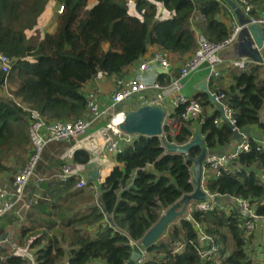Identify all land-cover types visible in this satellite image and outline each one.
Segmentation results:
<instances>
[{
    "label": "trees",
    "instance_id": "16d2710c",
    "mask_svg": "<svg viewBox=\"0 0 264 264\" xmlns=\"http://www.w3.org/2000/svg\"><path fill=\"white\" fill-rule=\"evenodd\" d=\"M133 1L140 18L131 14L128 0H99L92 7L91 0H0V52L12 60L10 81L17 97L50 121L82 120L88 113L84 89L98 76L120 81L151 47L179 60L196 53L197 34L221 44L232 33L224 0ZM51 2L64 10L57 17L55 32L45 33L37 41L32 32ZM250 2L257 8L254 13L264 11V0ZM160 5L169 14L167 18H160ZM199 14L203 19L193 21ZM3 78L0 71V82ZM159 80L165 83L169 77L159 75ZM209 84L212 92L226 94L240 130H264L260 118L264 65L242 72L229 68ZM194 99L203 105L202 115L182 122L184 106L175 109L171 117L181 122L182 129L166 139L183 146L199 131L208 151L221 155L235 133L228 124H215L220 113L205 94L198 93ZM124 106L126 111L140 108L134 103ZM248 141L251 150L225 168L220 177H206L207 190L219 199L214 209L193 210L190 217L176 220L167 229L165 240L150 246L146 264H264L260 262L264 245L256 259L252 250L259 243L253 245L254 234L248 233L250 217L235 203L237 198L247 200L257 215L264 217V144L251 137ZM123 147L117 165L101 184L89 181L83 190L74 188L73 178L63 184H43V195L32 208L37 213L29 220L44 216L36 223L44 232L40 234L34 221L30 222L22 230L21 243H14L11 249L0 246V264H30L17 251L26 244L36 264H128L135 250L131 242H141L163 212L195 192L192 160L201 155L202 148L192 149L187 156L169 154L159 137L148 136H132ZM31 151L25 113L0 95V174L10 171L7 162L12 159L24 155L25 163ZM74 160L83 166L90 162V154L79 150ZM17 217L8 221L20 222ZM201 234L207 236L206 242L200 241ZM4 238L6 235L0 236V240ZM213 246L218 251L203 261L198 250ZM180 247L183 250L177 252Z\"/></svg>",
    "mask_w": 264,
    "mask_h": 264
},
{
    "label": "built area",
    "instance_id": "2783aa9c",
    "mask_svg": "<svg viewBox=\"0 0 264 264\" xmlns=\"http://www.w3.org/2000/svg\"><path fill=\"white\" fill-rule=\"evenodd\" d=\"M189 1L194 2V0ZM231 1L236 3L238 8L241 9L244 17L250 22V25L264 27V11L254 13L257 8L250 0ZM223 5L233 19L232 33L226 40L221 42V44H214L208 42L204 36L197 34L198 50L183 63L178 76L170 74L173 72L170 54L161 50V52H154L146 56L139 63V68L135 75L130 78L126 77L120 81L116 80V89L111 95L108 104H100L96 93L90 92L87 96L86 106L90 117L82 120L50 121L38 110L24 104L21 98L15 94V89L10 81L12 60L0 52V71L4 74V78L0 82V95L14 107L25 113L29 124V136L32 149L31 155L18 173L14 175L7 173L0 174V223L7 216L12 214L19 215L24 210H30L37 205L43 195L42 188L45 183L58 182L63 184L73 178L75 181L74 188L77 190L87 189L89 182L87 173L85 171L78 172L70 161L63 160L62 165L55 171L42 170L45 174L40 173L39 167L43 162L44 153L51 145L69 143L82 136H86L95 124L104 122L105 124L101 130V135L105 139L106 151L109 155L116 158L123 152V143L129 142L132 139V136L125 134L119 127L124 119V112L117 111L120 104L134 101L140 108L142 106H160L166 109L165 102L168 98H171V105H173L174 110L184 106V111L181 115L182 122L198 119L203 113V105L196 99H188L182 93V81L204 68L209 72L208 83L212 78H219L222 66L221 53L236 44L242 30V27H239L238 23H236L235 14L230 6L225 2ZM63 10L64 7L61 6L59 13L63 12ZM200 19H203L201 14L197 15L193 21ZM193 21L192 23H194ZM229 63H231L230 67L232 69L241 72L259 65L248 58L232 60ZM156 68H162L167 71L168 75H171L168 82H160ZM211 94L214 97V103L224 106L226 119L234 126V133L238 134L241 139L232 151L225 152L222 155L214 154L207 156L201 182L202 189L206 193L207 198L202 203H191L189 205L191 212L193 210L205 212L214 209L215 199L218 197L212 195L207 190L205 185L206 177L209 175L220 177L225 168L228 169L242 154L251 150V144L248 141L250 137L238 128L235 112L228 104L226 94L212 91ZM172 113L167 110V116L164 120L165 137L167 135L176 136L182 129L181 122L171 117ZM219 121H216L215 124L219 125ZM31 184L35 186L36 191H33L31 196L28 197V187ZM94 189L95 191L98 190L96 187ZM235 203L250 217V220L246 222L248 233H251L256 228L257 221L264 223V217L257 215L255 206L249 201L237 198L235 199ZM165 214L166 211L162 213V217ZM197 227L200 230L198 225ZM6 239L8 238H4L0 243H3ZM206 240L207 236L201 234L200 241L206 242ZM131 244L140 254V259L135 264H146L150 257L148 249L142 246V241H132ZM182 250L183 247H180L177 252ZM17 251L30 264H36L31 252L20 248ZM217 251V246L206 249L200 248L198 254L206 262Z\"/></svg>",
    "mask_w": 264,
    "mask_h": 264
},
{
    "label": "water",
    "instance_id": "95a60500",
    "mask_svg": "<svg viewBox=\"0 0 264 264\" xmlns=\"http://www.w3.org/2000/svg\"><path fill=\"white\" fill-rule=\"evenodd\" d=\"M227 3L231 10L234 12L236 19L242 29L246 30L248 37L252 45L244 42L243 44L246 47L247 51H253L255 56L259 55L257 59L251 57L250 60L258 63L259 65H264V58L260 54L264 49V27L259 25H250L247 19H245L241 9L238 8L237 4L231 0H224ZM238 45V42L236 43ZM247 57V56H245ZM249 59V58H248ZM158 74L164 75L167 73L166 70L162 68L157 69ZM197 93L205 94L208 98V102L213 104L218 112L220 113V122L228 124L231 130H234V126L226 119L224 114V106L222 104L214 103V97L211 94L209 88L208 79L205 78L199 85L195 88ZM124 104H120L117 108L118 112H124V119L122 124H120V129L125 134L129 136H148V137H159L162 142V146L165 147L167 153L177 154V155H189L190 151L194 148H202V153L198 158L192 160L194 165L193 167V184L195 186V192L186 195L182 200H180L174 207L170 208L165 216H163L160 221L153 226L142 239V246L146 247L148 250L151 245L158 242L162 236L165 234L170 225H172L176 220L185 216L187 208L192 202H205L206 193L202 189V178L204 171V164L206 162L207 156L214 155L211 154L207 147L204 145V138H202L199 131L194 133V137L183 146L176 145L167 141L164 135L165 128V117L167 116V110L164 107L160 106H142L141 108L134 111L124 110ZM240 136L238 134L234 135V138L231 142V150L237 145L240 141ZM217 155V154H216ZM73 165H76L74 157L70 160ZM84 171L87 173L88 180L92 183L98 182L100 166L95 161H90L87 164L83 165ZM216 202H219V199H215ZM107 221L112 227L114 223L109 214H106ZM140 259V254L138 251L134 250L131 260L128 264H135Z\"/></svg>",
    "mask_w": 264,
    "mask_h": 264
},
{
    "label": "crops",
    "instance_id": "0c3cea01",
    "mask_svg": "<svg viewBox=\"0 0 264 264\" xmlns=\"http://www.w3.org/2000/svg\"><path fill=\"white\" fill-rule=\"evenodd\" d=\"M55 6H56V2H51L48 5L47 10L42 15V16H44L47 13V17H45V19L42 22H40V20L42 18V16H41V18L39 20V24L37 25L36 29L32 32V38H35V40L39 41L44 37L45 33H49L52 30V25L55 27V29L57 28L56 27L57 16H56V10H55L56 7ZM159 16H161V17H163V16L168 17L169 16L167 11H165L161 5L159 6ZM221 19L226 21L224 14L221 15ZM46 21H48L49 23L48 22L46 23ZM196 21H198V20H196ZM232 22H233V19L231 16V20L229 23H230V26L233 28ZM236 23H238L237 19H236ZM238 26L240 27L239 23H238ZM199 36H200V34H199ZM239 36H241V35H239ZM237 42H238V44H240L239 43V37H238ZM244 42H246V43L248 42L247 38H245L244 40L241 41V43H244ZM248 44H250V43H248ZM161 50L162 49H160L159 47H151V48H149V51L146 54V56H149L154 52L155 53L161 52ZM263 50L261 52L262 57L264 55ZM146 56H144L143 59ZM170 57H171V63L173 65V70H172L173 72H171L170 74L171 75L174 74L175 76H178L181 66L191 56L184 58V59L181 58L179 60L175 59L171 55H170ZM221 57H222V66H221L220 76L222 75V73L226 72L229 68H231L230 67L231 63H229L230 61L238 59L239 50H238L237 45L235 44L233 47H230V48L224 50L221 53ZM138 68H139V64L135 65V67L130 71L128 78L135 75ZM157 69L158 68H156V71H157ZM165 75H168V74L166 73ZM171 75H168V77H171ZM208 77H209V72L206 68H204L201 71H199L198 73H196L195 75H193L191 78L189 77V78L183 80L182 81V85H183L182 93L188 99H191V98L194 99L198 94L195 88L199 85L200 82H202L203 79H205V78L208 79ZM115 85H116V78L115 77L109 78V77H106L104 75H101V76H98L94 81L90 82L86 86V88L84 89V92H85L86 96H88L90 92H95L97 95V99H98L99 103L102 105H106V104H108L111 95L114 93V91L116 89ZM209 87H210V84H209ZM185 90H186V92H185ZM188 94H192V95L188 96ZM135 105H137V104H135ZM165 105H166V109L169 112L172 113L174 111L173 105H171V98L167 99V101L165 102ZM260 116H261L260 117L261 123L264 124V108H263V111H262ZM89 117H90V115L87 113L86 118H89ZM103 124H105V123L102 122L99 124H95L86 136H82L81 138L73 140L69 143H62L60 145H51L50 147H48L44 153V156H43V162L41 165V169L43 171H55L62 165L63 160L70 161L74 157L75 152H77L79 150H81V151L85 150L90 154V161H95L99 164L101 169H100V173H99L98 182H99V184L103 183V181L106 179V177L111 173V171L117 165L116 158L109 155L106 151L105 139H104V136L101 135V130L103 128V126H102ZM28 126H29V124H28ZM244 132L249 137H251L255 141H257L258 143L264 144V130H262L258 127H251L249 129H246ZM202 138H204V137H202ZM231 148H232V146L230 143V146H228L226 149H224L222 154H224L225 152L232 151ZM107 159L110 160L109 163H108ZM74 168L76 170H78V172L84 171L83 166L74 165ZM98 182H96V183H98ZM33 210H35V209H33ZM25 212H28V211H25ZM36 213H37V210H35V214ZM39 213H41V212H39ZM190 213H191L190 207H188L187 211L185 213V216H189ZM12 215H17V214H12ZM38 217H40V218L38 220H35L36 218L34 216V219L28 220L29 223L34 221L33 223L36 224L37 222H39V220L41 218L44 219V216H42V215L38 216ZM36 230L41 234L44 232L45 229L42 227H39L38 229L36 228ZM165 238H166V235L165 236L163 235L159 241H164ZM29 252H31V251H29ZM90 264H106V263H103L101 261H95V262H92Z\"/></svg>",
    "mask_w": 264,
    "mask_h": 264
},
{
    "label": "rangeland",
    "instance_id": "374dc122",
    "mask_svg": "<svg viewBox=\"0 0 264 264\" xmlns=\"http://www.w3.org/2000/svg\"><path fill=\"white\" fill-rule=\"evenodd\" d=\"M98 1L99 0H92L90 2L89 6L92 7V6L96 5L98 3ZM127 5L130 7V12H131L132 15H135L138 18L141 17L136 12V8H135L134 1L133 0H128V4ZM55 7H56V9H55L56 10V16L58 17L60 15L59 11L61 9V6L56 3V6ZM45 17H47V13L44 16H42L40 22H42L45 19ZM160 18L161 19L167 18V16L160 17ZM160 18H158V19L160 20ZM47 22L48 21H46V23ZM54 30H56V29L52 25V30L49 33H54L55 32ZM240 35H241V36H239V43L240 44H238V45L236 44L237 47H238V50H239V57H238V59L239 60H242V58H249V59H251V57H253L254 59H257L259 57V55L255 56V54L253 53V51H247L245 45L243 43H241L242 40H244L245 38H247V41H248L247 43H250V45H252V43H251V41H250V39L248 37V34H247L246 30H244V28L241 30ZM245 56H247V57H245ZM260 57H261V54H260ZM193 75H195V74H193ZM193 75H191L190 78ZM185 92H186V90H185ZM190 95H192V94H188V96H190ZM132 103L136 104L134 101L127 102V104H132ZM102 126H104V124ZM133 137L135 138L136 136H133ZM23 157H24V155L22 157L18 158V159H12L11 161L7 162V166L9 167V170L10 171H8L6 173H8L10 175H14V174L18 173L22 169V167L24 166V164H25ZM25 158H27V156H25ZM107 161H108V163L110 162V160H108V159H107ZM41 165L39 167V171H40V173L45 174L42 171V169H41ZM260 176H261V173H260ZM98 184H99V182H98ZM28 190H29L28 197H30L31 196V193L33 191H36V188H35V186L33 184H31L28 187ZM25 211H28V212H25ZM34 214H35V210H33V209H30V211L29 210H24L23 212H21L19 214L20 217H17L18 219H20V222L21 223L20 222H14V221H8L10 218L12 219L14 215H11V217H9V216L5 217L3 219V221H2V226L3 227L2 226L0 227V236L1 235H6V237L8 239H6L3 243H0V246L2 248L6 247L7 249H11L12 248V245L14 243H18V242L21 243V237H23L22 230L24 228L30 226V223L28 221L29 218H30L29 216L30 215H34ZM256 224H257L256 225V228L251 232V234L252 235L254 234L253 245H256V244L259 243V247L260 248L259 247H255V249L252 250V254H253V256H255L256 259H258V256H260L259 254H261V251H262L261 246L264 245V223L262 221H257ZM34 226H35V228H37V224H35ZM24 249L27 250V251H30V250L27 249V244L24 246V248H22V250H24ZM255 258L253 257V259H255ZM263 259L264 258H262V260H260V262H263L264 263V260Z\"/></svg>",
    "mask_w": 264,
    "mask_h": 264
}]
</instances>
